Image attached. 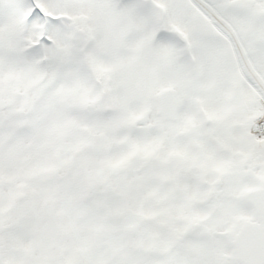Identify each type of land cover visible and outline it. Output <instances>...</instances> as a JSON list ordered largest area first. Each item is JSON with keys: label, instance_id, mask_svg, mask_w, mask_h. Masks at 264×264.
Masks as SVG:
<instances>
[{"label": "snow or ice", "instance_id": "6c2138e0", "mask_svg": "<svg viewBox=\"0 0 264 264\" xmlns=\"http://www.w3.org/2000/svg\"><path fill=\"white\" fill-rule=\"evenodd\" d=\"M0 264H264V0H0Z\"/></svg>", "mask_w": 264, "mask_h": 264}]
</instances>
